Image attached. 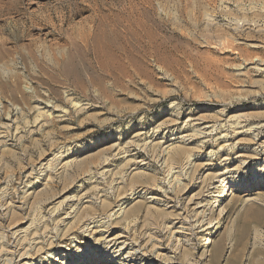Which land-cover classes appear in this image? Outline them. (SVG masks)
<instances>
[{
  "label": "rangeland",
  "instance_id": "374dc122",
  "mask_svg": "<svg viewBox=\"0 0 264 264\" xmlns=\"http://www.w3.org/2000/svg\"><path fill=\"white\" fill-rule=\"evenodd\" d=\"M263 62L264 0H0V264H264Z\"/></svg>",
  "mask_w": 264,
  "mask_h": 264
},
{
  "label": "bare ground",
  "instance_id": "6f19581e",
  "mask_svg": "<svg viewBox=\"0 0 264 264\" xmlns=\"http://www.w3.org/2000/svg\"><path fill=\"white\" fill-rule=\"evenodd\" d=\"M241 27V26H240ZM251 48H253V49H259L260 47H259V45H250V44H248ZM262 64H264V62L262 63ZM262 68H263V66H262ZM264 71V70H263ZM192 119V118H191ZM234 120V119H233ZM245 122L246 121H243V120H238V121H235L234 123H233V126H234V129L235 130H238V129H243L242 130V132L241 131H235L236 132V135L239 137L238 138V141H237V143H242V142H244V141H246L247 140V135L246 134H250L249 133V131H251L252 129L251 128H248V130H246L245 128H247V124H245ZM178 123V122H177ZM204 121L203 120H201V119H199V118H197L196 120H188L187 121V123L185 124L186 125V127H188L189 129L191 128V127H193L192 129H193V131H191V132H185L186 134L184 135L183 134V136H181L179 139H181L182 141H183V146L181 147L180 146V148L179 149H177L176 151V155L179 157H181V158H183L182 156H185L186 158H187V162L189 163H187L188 164V166L194 161H196L197 159H199V157H197V156H195V155H193L192 153H190L189 151V148H190V145H193L195 142H198V146H201V144H204L205 142L203 141L204 139H206L207 138V136L208 135H210V134H212L213 133V131H215V130H212V129H215L214 128V126H209V125H204ZM175 125V122L172 124V126H174ZM204 126V127H203ZM232 126V125H231ZM232 126V127H233ZM191 130V129H190ZM217 130V129H216ZM228 136H223V139L225 138H227ZM224 139V140H225ZM227 140V139H226ZM253 140V139H252ZM197 147V146H196ZM203 147V146H202ZM202 147H201V149H202ZM170 146L169 147H166L165 149H163V150H165V152L167 151V152H170ZM173 150V149H172ZM192 150H194V149H192ZM191 150V151H192ZM175 151V150H174ZM172 152V151H171ZM173 154H174V156H175V153L174 152H172ZM171 154V153H170ZM172 154V155H173ZM165 156V155H164ZM170 156V155H169ZM210 156L211 157H213V153L211 152V154H210ZM243 156H245V155H243ZM242 155H240L239 157H243ZM249 156V155H248ZM173 157V156H172ZM176 157V156H175ZM177 157V158H178ZM170 158H171V156H170ZM58 159V158H57ZM167 159H169V157L167 158ZM173 159H174V157H173ZM176 159V158H175ZM66 164H67V162H66ZM66 164L64 163V165H62V164H59V170L60 169H63L64 167H66ZM52 169V167H51V165H48L47 166V168H46V171H52L51 170ZM45 171V172H46ZM57 171V170H56ZM232 171H234L233 169H227V171H226V173H228V174H230ZM51 177V176H50ZM141 198V197H140ZM190 203V202H189ZM192 203V202H191ZM190 203V204H191ZM188 205V204H187ZM189 208V207H188ZM192 209V208H191ZM193 209H196V207L195 206H193ZM192 209V210H193ZM122 209L120 208L119 210H116L117 212H115V215H117L118 217H120V216H123V214L125 213V211L123 210L122 212H118V211H121ZM197 211V210H196ZM195 213V212H194ZM199 214V213H198ZM114 215V214H113ZM114 215V216H115ZM125 215H127V214H125ZM190 215H191V213H190ZM93 220V219H92ZM92 220H89V221H87V224H86V227H89V228H91V226L92 225H95V222L94 221H92ZM19 233L18 232H15L14 233V235L12 236L13 237V239L15 238V239H17L18 237H19V235H18ZM19 239H20V237H19ZM50 239V238H49ZM122 239V236H117V237H115V238H111V239H109L107 242H108V248H110V249H115V248H118V252L119 253H125L126 252V250L128 249V244L126 243V240H121ZM25 240V239H24ZM16 242V241H15ZM19 242H21V241H19ZM18 242V243H19ZM33 242V241H32ZM15 244V243H14ZM24 244V243H23ZM34 245L31 247V246H29L28 248L27 247H23V245H21L20 247H16L15 245V249L11 252V253H9V254H11V256H12V258L10 259V261H11V263H13V258L15 257V258H19L20 260H27V259H32L33 258V251L35 250V249H37L38 250V252L39 251H41L43 248H42V246L40 245L39 246V242H34L33 243ZM13 245V244H12ZM13 248V247H12ZM36 250V251H37ZM117 252V251H116ZM36 253V252H35ZM34 253V254H35ZM128 254V253H127ZM9 256V255H8ZM47 257L48 258H50V259H53V258H55V256H54V253H50V254H48L47 255ZM9 261V262H10ZM40 261H42V260H40ZM25 264H34V263H29V262H27V263H25Z\"/></svg>",
  "mask_w": 264,
  "mask_h": 264
}]
</instances>
